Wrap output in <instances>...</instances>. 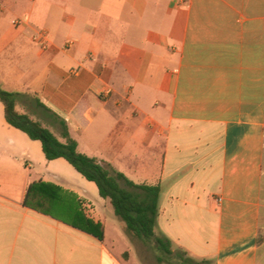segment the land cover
<instances>
[{"label": "crops", "instance_id": "crops-1", "mask_svg": "<svg viewBox=\"0 0 264 264\" xmlns=\"http://www.w3.org/2000/svg\"><path fill=\"white\" fill-rule=\"evenodd\" d=\"M0 87L60 140L64 121L81 153L160 185L172 246L264 264V0H0ZM36 181L73 194L104 240L25 207ZM111 207L0 102V264H143Z\"/></svg>", "mask_w": 264, "mask_h": 264}, {"label": "trees", "instance_id": "trees-1", "mask_svg": "<svg viewBox=\"0 0 264 264\" xmlns=\"http://www.w3.org/2000/svg\"><path fill=\"white\" fill-rule=\"evenodd\" d=\"M16 97L17 94L0 87V102L4 106L8 125L25 133L31 140L39 141L48 161L64 159L86 180L95 183L100 197L110 201L116 217L124 223L127 235L149 246L155 252L159 264L170 263V259L178 261L179 264H212L208 260L200 263L190 258L184 260L182 255L176 254L172 249V242L167 237L163 234L156 235L161 197L160 185L135 184L124 174L98 159L81 153L78 143L70 136L64 121L59 120L62 139L60 140L42 123L28 114L20 113L16 108ZM40 107L51 114L44 106L40 105ZM65 195L74 197L60 187L36 181L27 189L24 206L60 219L103 241L105 238L103 224L86 217L79 204L73 201L65 204L61 199Z\"/></svg>", "mask_w": 264, "mask_h": 264}, {"label": "rangeland", "instance_id": "rangeland-1", "mask_svg": "<svg viewBox=\"0 0 264 264\" xmlns=\"http://www.w3.org/2000/svg\"><path fill=\"white\" fill-rule=\"evenodd\" d=\"M26 111L31 116L34 115L33 113H35L33 108H27ZM35 117H37V119H40V117H41L40 113L39 114L35 113ZM51 131L55 134L56 137H58V134H57V132H55L54 129H51ZM189 138L191 139L192 136H189ZM111 210L113 211V207H111ZM113 218H114L113 220H115V222H117L118 224H122L123 227L125 226L124 223L120 219H118V218L116 219V217H113ZM110 223H111V226H113V224H112L113 222H110ZM155 233H156V235L161 234V233L158 234L157 227L155 229ZM133 242L135 243L136 253H137L138 257L140 258V260L143 262V264H159L156 260L155 252L149 246H147L145 243H143L141 241L134 240ZM172 244H173V242H172ZM172 249L175 251L176 254L182 255L184 260H187L188 258H190L191 260H193L196 263L202 262V260H200V259H197L194 257H189V256L185 255L181 249H178L175 246H172ZM169 261H170V263H164V264H179V262L176 260L170 259Z\"/></svg>", "mask_w": 264, "mask_h": 264}, {"label": "built area", "instance_id": "built-area-1", "mask_svg": "<svg viewBox=\"0 0 264 264\" xmlns=\"http://www.w3.org/2000/svg\"><path fill=\"white\" fill-rule=\"evenodd\" d=\"M37 41L43 45V47H46V36L43 33L38 34Z\"/></svg>", "mask_w": 264, "mask_h": 264}]
</instances>
